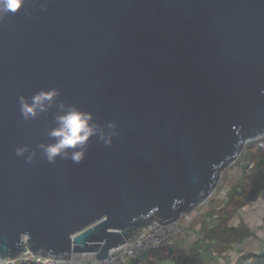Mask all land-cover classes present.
I'll list each match as a JSON object with an SVG mask.
<instances>
[{
  "label": "water",
  "instance_id": "water-1",
  "mask_svg": "<svg viewBox=\"0 0 264 264\" xmlns=\"http://www.w3.org/2000/svg\"><path fill=\"white\" fill-rule=\"evenodd\" d=\"M44 89L115 122L112 144L93 137L83 162L49 163L38 145L56 108L26 121L18 103ZM261 136L264 0H24L0 13V259H105L198 208Z\"/></svg>",
  "mask_w": 264,
  "mask_h": 264
},
{
  "label": "trees",
  "instance_id": "trees-1",
  "mask_svg": "<svg viewBox=\"0 0 264 264\" xmlns=\"http://www.w3.org/2000/svg\"><path fill=\"white\" fill-rule=\"evenodd\" d=\"M244 156L247 163L242 166V179L236 181L231 188L228 202L216 210L201 213L202 238L186 249H152L157 255L156 261L169 260L172 264H215L218 257H224L235 245L253 235L250 227L241 224L235 226L232 221L240 209L251 202L264 199V149L259 145H250ZM137 261L130 264H138ZM235 264H264V251L246 252L238 257Z\"/></svg>",
  "mask_w": 264,
  "mask_h": 264
},
{
  "label": "clouds",
  "instance_id": "clouds-1",
  "mask_svg": "<svg viewBox=\"0 0 264 264\" xmlns=\"http://www.w3.org/2000/svg\"><path fill=\"white\" fill-rule=\"evenodd\" d=\"M23 4L24 0H0V13L18 12ZM59 94L58 89H44L30 98L23 95L18 97L20 113L26 121L34 120L49 109L56 108V126L45 130L51 142L38 145L40 153L49 163H55L58 158L70 160L75 164L83 162L88 144L93 137L106 145L112 144L113 137L117 134L115 122L100 125L92 112L82 111L75 105L57 103ZM28 151V147L25 146L17 148L16 154L23 157ZM33 156L34 152L28 156V162L32 161Z\"/></svg>",
  "mask_w": 264,
  "mask_h": 264
},
{
  "label": "built area",
  "instance_id": "built-area-1",
  "mask_svg": "<svg viewBox=\"0 0 264 264\" xmlns=\"http://www.w3.org/2000/svg\"><path fill=\"white\" fill-rule=\"evenodd\" d=\"M254 141H256V145L264 147V136L252 140V142ZM237 160H239L238 166L240 167L247 163V160L245 158L240 159V156ZM233 164L234 163L231 165ZM238 166L234 167L236 168ZM204 203L205 201L202 204ZM198 208L195 210L197 211L195 216L188 213L184 214L180 220L172 223H153L149 225L144 228L143 233L134 241L112 248L109 251L108 257L105 259H94L95 253L77 252L72 253L68 258L56 260L48 257L36 256L32 251L28 250L21 252L15 258L0 259V264H130L138 260L146 251L151 249H178V239H182L186 246L188 244V239L196 234L194 229L189 228V226L193 223L195 217L202 213V210ZM197 237L200 239L202 235L197 233ZM170 264H172V262H170Z\"/></svg>",
  "mask_w": 264,
  "mask_h": 264
},
{
  "label": "crops",
  "instance_id": "crops-1",
  "mask_svg": "<svg viewBox=\"0 0 264 264\" xmlns=\"http://www.w3.org/2000/svg\"><path fill=\"white\" fill-rule=\"evenodd\" d=\"M237 173L238 174L236 177H231V176L226 174V177H222L223 179H221V181L219 183V188H218L219 194H218V196L220 197V195L223 194L224 191L226 193V197H225L226 201L224 202V204L226 202H228V194L234 185V184L232 185L231 182L232 181H239L242 179V172L237 171ZM219 197H218V199H219ZM201 210H202V212H205L204 211L205 208H203ZM209 210H211V209H209ZM196 213H197V211L193 212L192 215L195 216ZM263 214H264V204L260 200H257L255 202H251L247 206L243 207L242 209H240L238 211V213L235 215L236 217H234V219L232 221L233 225H235V226H239V224L247 225L248 227H250L252 229L253 235L251 237L245 239V241H243L241 244L235 245L234 248L232 249L234 251L230 250L229 253H227V255H225L224 257H218L216 259L215 264H235L238 257L241 256L242 254L246 253V252H249V251L260 252V250L257 248L261 247V246L264 247ZM202 221L203 220H202L201 215L196 216L195 219L193 220V226L195 229L194 231L196 232V234L188 239L189 247L192 246L197 239H199L197 237V233L199 235H201L200 229H201ZM177 245H178V249H182V248L186 249V246H185L182 239L177 240ZM154 253L155 252H153V250L146 251L138 259V260H140L141 258H144L145 261L143 263L137 261L138 264H154L157 262H158L157 264H170L171 261H169V260L162 261V262H160V260L156 261L157 255H155Z\"/></svg>",
  "mask_w": 264,
  "mask_h": 264
},
{
  "label": "rangeland",
  "instance_id": "rangeland-1",
  "mask_svg": "<svg viewBox=\"0 0 264 264\" xmlns=\"http://www.w3.org/2000/svg\"><path fill=\"white\" fill-rule=\"evenodd\" d=\"M255 142L256 141H254V142L250 141V142H248L246 144V147H244L245 149L243 150L242 154L240 155V159L245 158L244 154H245V151H246L247 147L250 146V145H256ZM261 148L264 149V147H261ZM238 162H239V160L235 161L233 165H231L228 168H226L224 170L223 174H222V177H226V174L229 175V176H231V177H236L237 174H238L237 171H239V172L242 171V167L238 166ZM234 166H238V167L235 168ZM222 177H221V179H223ZM235 182L236 181H232L231 184L233 185V184H235ZM218 188H219V184L217 186L216 191L207 199V201H205L204 204H202L201 206H199L198 209L205 208L204 211L209 210V209H215L216 210V209L220 208L224 204V202L226 201L225 200L226 193L224 191L223 194H221L220 197H219L218 196V194H219V189ZM218 197H219V199H218ZM259 200L264 204V199L263 198H261ZM193 212H195V210L192 211L190 214H192ZM200 215L202 216V214H200ZM189 228L194 229L193 223L189 226ZM188 247H189V243L186 245V248H188ZM257 249H259L260 251L261 250L263 251L264 250V247L261 246V247H258ZM232 251H234V250H232ZM249 252H251V251H249ZM144 261H145L144 258H141L140 260H138V262H141V263H143Z\"/></svg>",
  "mask_w": 264,
  "mask_h": 264
}]
</instances>
